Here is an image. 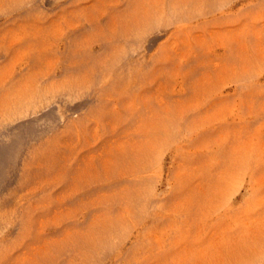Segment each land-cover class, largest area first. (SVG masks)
<instances>
[{"label":"rangeland","instance_id":"rangeland-1","mask_svg":"<svg viewBox=\"0 0 264 264\" xmlns=\"http://www.w3.org/2000/svg\"><path fill=\"white\" fill-rule=\"evenodd\" d=\"M0 264H264V0H0Z\"/></svg>","mask_w":264,"mask_h":264}]
</instances>
